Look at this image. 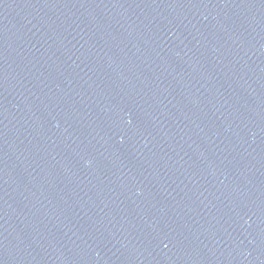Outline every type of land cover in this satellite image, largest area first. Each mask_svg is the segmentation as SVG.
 <instances>
[{
	"label": "water",
	"instance_id": "water-1",
	"mask_svg": "<svg viewBox=\"0 0 264 264\" xmlns=\"http://www.w3.org/2000/svg\"><path fill=\"white\" fill-rule=\"evenodd\" d=\"M0 264H264V0H0Z\"/></svg>",
	"mask_w": 264,
	"mask_h": 264
}]
</instances>
